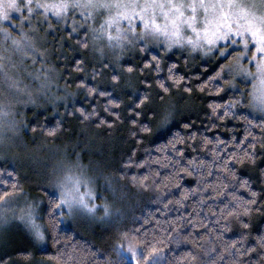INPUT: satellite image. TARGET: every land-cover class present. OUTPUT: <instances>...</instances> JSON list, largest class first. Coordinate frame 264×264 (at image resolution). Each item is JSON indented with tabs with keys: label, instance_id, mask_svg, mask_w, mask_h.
Segmentation results:
<instances>
[{
	"label": "clouds",
	"instance_id": "clouds-1",
	"mask_svg": "<svg viewBox=\"0 0 264 264\" xmlns=\"http://www.w3.org/2000/svg\"><path fill=\"white\" fill-rule=\"evenodd\" d=\"M0 264H264V0H0Z\"/></svg>",
	"mask_w": 264,
	"mask_h": 264
}]
</instances>
